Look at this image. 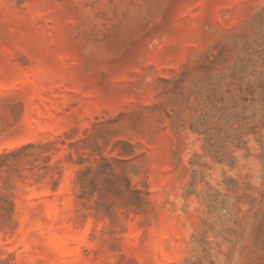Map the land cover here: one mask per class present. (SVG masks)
Wrapping results in <instances>:
<instances>
[{"label": "rangeland", "instance_id": "rangeland-1", "mask_svg": "<svg viewBox=\"0 0 264 264\" xmlns=\"http://www.w3.org/2000/svg\"><path fill=\"white\" fill-rule=\"evenodd\" d=\"M0 264H264V0H0Z\"/></svg>", "mask_w": 264, "mask_h": 264}]
</instances>
